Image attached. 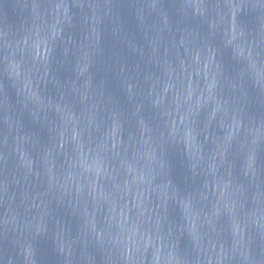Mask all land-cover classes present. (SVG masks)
Returning <instances> with one entry per match:
<instances>
[{
  "label": "water",
  "instance_id": "95a60500",
  "mask_svg": "<svg viewBox=\"0 0 264 264\" xmlns=\"http://www.w3.org/2000/svg\"><path fill=\"white\" fill-rule=\"evenodd\" d=\"M0 264H264V0H0Z\"/></svg>",
  "mask_w": 264,
  "mask_h": 264
}]
</instances>
